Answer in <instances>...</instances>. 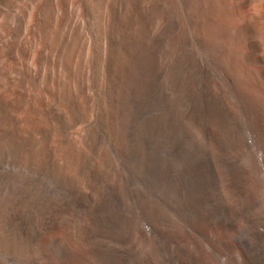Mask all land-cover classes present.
<instances>
[{"label":"bare ground","instance_id":"bare-ground-1","mask_svg":"<svg viewBox=\"0 0 264 264\" xmlns=\"http://www.w3.org/2000/svg\"><path fill=\"white\" fill-rule=\"evenodd\" d=\"M248 1L183 0L203 57L166 52L172 0H0V264H264Z\"/></svg>","mask_w":264,"mask_h":264},{"label":"rangeland","instance_id":"rangeland-1","mask_svg":"<svg viewBox=\"0 0 264 264\" xmlns=\"http://www.w3.org/2000/svg\"><path fill=\"white\" fill-rule=\"evenodd\" d=\"M178 1V0H177ZM176 0H172L173 5L171 4V13L170 16L168 17V19H170L173 15L175 14L176 18H175V22L177 24V28L174 30L175 32H173L172 37L169 39V42L166 44V52L170 55V56H175V55H180V53H182V50L185 47V40L187 37H189V43L191 44V46L194 49V55H198V56H203V57H208V53L204 50V48L199 47L198 45V41L197 38H194L195 36L193 35V27L191 22L189 21V16H188V7L186 6V4H184L183 0H179L181 1L180 4L177 3ZM178 1V2H179ZM154 2H156V0H146L147 4H150V6L154 5ZM178 4V5H177ZM177 5V6H176ZM181 7V8H179ZM186 7V8H185ZM247 16H248V20L249 19H253L255 21V26L257 27H261L264 26V0H249L247 3ZM173 10V12H172ZM176 11V12H175ZM178 13V14H177ZM182 14V15H181ZM254 15V16H253ZM185 16V17H183ZM251 17V18H250ZM257 19V20H256ZM181 20V21H179ZM187 20V21H186ZM168 21V20H167ZM210 23L206 22V31H210L212 34V28L213 27H222L220 29L219 32L216 33V37L213 38V36L210 37V39H212V43L216 42H223L224 44L235 41L236 37V33H237V28H227L228 24L225 22L224 19H222L220 16L217 17H213L210 21ZM248 22V21H247ZM257 22V24H256ZM189 23V24H188ZM221 23V24H220ZM183 26H182V25ZM215 25V26H214ZM186 27V28H185ZM208 27V28H207ZM226 27V28H225ZM188 28V29H187ZM178 30V31H177ZM222 30V31H221ZM225 30V33H224ZM186 31V32H185ZM191 31V32H190ZM227 31V32H226ZM181 32V33H180ZM178 33V34H177ZM219 33V34H218ZM176 34V35H175ZM180 34V35H179ZM208 34V32H207ZM192 35V36H191ZM224 35V36H223ZM175 36V37H174ZM209 36V35H208ZM185 38V39H184ZM192 38V39H190ZM191 40V41H190ZM232 40V41H230ZM182 42V43H181ZM184 42V43H183ZM211 42V40H210ZM170 43V44H169ZM180 44V45H179ZM198 46V47H197ZM171 48V49H170ZM199 48V49H198ZM182 49V50H181ZM201 50H203L201 52ZM173 51V52H172ZM196 51V52H195ZM177 52V53H176ZM202 53V54H201ZM206 53V54H204ZM199 61V66L201 67V74L199 76V83L202 86H206L209 83V79H212L211 71L209 70L208 66L206 65V63H203L202 60L198 59ZM190 70H192L191 68H187L186 70H184V72L180 75V81L183 82V80H187V77L189 76V72ZM207 73H206V72ZM206 75V76H205ZM186 76V77H185ZM203 76V77H201ZM205 78V79H204ZM203 80V83H202ZM205 80V82H204ZM189 81V80H188ZM185 81V84L188 82ZM208 81V82H207ZM204 84V85H203ZM206 84V85H205ZM184 102H182V105H180V107H184L185 105H195L196 101L193 98H185L183 100ZM200 101V99L198 100ZM188 102V103H187ZM195 103V104H194ZM197 105H200L199 103ZM249 162V160H247ZM247 163V162H246ZM248 165H250L249 163H247ZM247 165V166H248ZM42 217V218H41ZM44 219V216H40L38 219H36V223L40 226L42 224V221ZM38 220V221H37ZM66 240L63 238V236L59 239V245L60 246H64L66 243Z\"/></svg>","mask_w":264,"mask_h":264}]
</instances>
